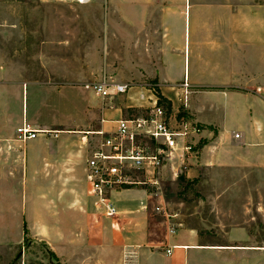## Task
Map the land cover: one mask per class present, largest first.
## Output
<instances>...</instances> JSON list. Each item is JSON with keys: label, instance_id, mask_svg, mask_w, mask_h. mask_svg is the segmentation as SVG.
<instances>
[{"label": "rangeland", "instance_id": "1", "mask_svg": "<svg viewBox=\"0 0 264 264\" xmlns=\"http://www.w3.org/2000/svg\"><path fill=\"white\" fill-rule=\"evenodd\" d=\"M245 1L247 8L248 4L255 5L256 9L257 5H264V0ZM180 4L184 2L167 3L175 7ZM126 6V0H107L104 4H77L75 0H0V139L11 138L23 123L47 132L21 142V160L7 163L5 167L1 162L7 157L3 156L0 161V264H63L55 253L61 255L68 249L60 247L54 235L49 242L38 239L40 227L30 216L31 203L60 202L63 193L47 191L42 177L40 182L28 173L21 177V167L23 174L30 161L38 162L45 154L69 161L72 156L85 160L97 139L94 132L99 129L102 116L105 120L119 116V111L106 109H126L125 96L102 100L86 88L87 84L102 80L133 82L129 76L133 27L126 20ZM193 14L192 10L190 21L187 15L186 20L182 18L180 24L176 23V29L182 28V45L185 31L187 46V64L176 71L179 84L188 72V42L192 52L196 39L197 19ZM144 26L135 28L136 38L140 48L146 49L147 57L157 62L155 54L162 35L160 19ZM245 40L244 61L248 71L245 86L258 96H249L246 103L262 118L264 10L252 18L247 16ZM190 60L192 67V55ZM142 83L157 84L150 79ZM169 94L177 104L174 112L178 123H186L188 128L193 126L197 131L185 137L184 144L189 148L179 151L160 170L157 189L150 185L128 188H148L151 194L157 192L163 197L165 202L158 205L161 210L156 211L157 206L153 204L150 212L164 224L165 233L167 215L177 214L176 221L196 227L203 241L219 242L223 232L242 228L247 234L245 241L235 244L264 248V124L250 131L245 117L238 116L240 119L236 121L228 119L221 132L230 143H241L247 137L251 144L249 158L241 165L208 166L206 159L215 153L210 144L218 130L205 123L209 115L198 108L199 99L188 95L183 104L180 94L177 100L173 90ZM210 99L225 108L229 105L221 94ZM123 115L130 118L143 115V111L123 110ZM3 143L0 141V151L11 149ZM225 150L241 151L239 145L226 146ZM188 166L198 167V178L185 177ZM131 175L134 180L145 179L143 173L132 171ZM74 180L75 190L82 195L83 177ZM33 185L39 186L38 192L31 188ZM50 244L57 246L54 249ZM85 253L90 258L93 254L90 250ZM110 262L106 259L105 263L103 258L102 264ZM117 262L129 264L125 256ZM91 264H98V258ZM260 264H264V253Z\"/></svg>", "mask_w": 264, "mask_h": 264}, {"label": "crops", "instance_id": "2", "mask_svg": "<svg viewBox=\"0 0 264 264\" xmlns=\"http://www.w3.org/2000/svg\"><path fill=\"white\" fill-rule=\"evenodd\" d=\"M126 1L125 17L133 27L129 63V76L133 82L127 84L143 86L145 84L142 82L146 79L157 83L161 95L170 102L173 108L172 116L176 120L174 110H177V104L168 95L173 90L177 100L178 95L185 91L181 85L187 82V96L199 99L198 108L206 110L209 115L207 120L204 119L205 123L218 130L210 144L212 146L210 149L215 153L206 159L207 165L230 166L246 162L249 158L248 146L251 145L247 137L241 143H230L229 138L224 136L220 129L228 119L236 121L240 116L245 117L250 131L264 124V116L257 117L252 106L246 103L249 96H258L245 86L248 71L244 61L247 16L252 18L256 12L261 13L264 5L259 4L256 9L255 5L248 4L247 8L245 0ZM182 1L184 4L176 7L167 5L170 2ZM192 10L197 19L196 39L192 52L188 42V72L184 74L183 82L179 84L175 79L176 71L177 68L184 69L187 64V46L185 31L182 45V28L179 26V30L176 29V23L179 21L180 24L182 18L186 20L187 15L190 21ZM157 18L161 22L162 35L158 40L155 62L151 56L147 57L143 46L140 48V41L134 31L137 26H150V22ZM215 94H221L228 99L227 108L210 99ZM135 98L125 97L128 110L133 111L135 110L133 108L145 106L135 102ZM194 103L192 100L193 109ZM106 110L119 111L118 118H126L122 108ZM219 114L222 116L219 117ZM111 120L114 119L105 120L103 124L100 122L99 129L110 130L113 126V123L109 122ZM15 130L11 138L0 139L4 142L3 145L11 147L7 151L6 149L0 151V161L3 156L7 157L1 162L3 167L7 163L21 160V142L15 139ZM83 143L85 144V141ZM229 145H239L241 151H226L225 147ZM88 154L89 152L85 160L81 156H72L70 161L45 154L38 162L30 161L29 168L25 166L23 174L21 167V177L28 173L29 177L37 179L36 182H40L42 177L47 191L63 193L60 202H38L30 205L31 221L36 220L40 227L37 232L38 239L49 242L54 235L57 243H61L60 247L68 249V252L63 251L61 255L55 253L63 264H91L96 257L98 264L103 263V258L105 263L108 259L111 260L110 264H119L117 259L123 256L129 264H156V261L158 264H250V259H253L254 264H260V258L264 253L263 247L235 244L245 241L247 234L242 228L223 232L219 236V242H207L203 241L196 227L188 226L186 222H177L175 219L177 214H172L169 221L174 233L169 234L168 223L165 225L167 227L165 233L164 224H160L158 217H154L150 212L153 204L154 207H158L165 201L157 192L151 194L148 188H125L112 192L111 198L118 210V216L114 219L106 218L103 211L96 203L94 204L96 199L91 195L90 186L86 181ZM199 174L197 166H188L185 177L193 180L198 178ZM77 177H83L82 195L75 190L74 179ZM34 183L33 181L32 184ZM31 188L35 192L39 190L37 185ZM23 225L26 223L23 222ZM25 232L27 235V230ZM56 246L53 245V248ZM166 249H171L169 255L166 254ZM86 250L93 252L91 258L87 257ZM245 255L248 257L245 258Z\"/></svg>", "mask_w": 264, "mask_h": 264}, {"label": "built area", "instance_id": "3", "mask_svg": "<svg viewBox=\"0 0 264 264\" xmlns=\"http://www.w3.org/2000/svg\"><path fill=\"white\" fill-rule=\"evenodd\" d=\"M107 0H75L77 4L106 3ZM95 96L102 100L114 99L118 96H135V102L145 106L133 109L142 110L143 115L130 118H118L110 130L99 129L94 132L96 141L90 147L86 160V181L90 186L91 195L96 205L103 211L106 218L118 216L111 193L133 185H150L157 189L160 170L165 163L179 151L189 147L184 144L187 135L194 134L195 127L180 125L174 120L171 111L159 104L155 85L136 86L127 83L106 80L86 85ZM185 89L181 95L182 102H187V82L181 85ZM137 90V91H136ZM115 110L117 108H109ZM106 121L102 118L101 123ZM46 131L33 129L23 123L15 130V139L20 142L34 140ZM132 171L143 173L145 179L134 180ZM158 191V190H157ZM156 211H160L158 206ZM170 220V215H167ZM168 220L169 234L174 229ZM171 249H166L169 255Z\"/></svg>", "mask_w": 264, "mask_h": 264}, {"label": "trees", "instance_id": "4", "mask_svg": "<svg viewBox=\"0 0 264 264\" xmlns=\"http://www.w3.org/2000/svg\"><path fill=\"white\" fill-rule=\"evenodd\" d=\"M156 91H157V94H158V97H159V104L162 105L164 108H167L168 111H170V109H171L170 102L161 95V93H160V91L158 89H156ZM122 110L125 111V110H128V109L127 108L125 109V107H124V108H122ZM183 223H184V221H183ZM24 234L26 235L25 231H24ZM25 239H26V236H24V240Z\"/></svg>", "mask_w": 264, "mask_h": 264}]
</instances>
